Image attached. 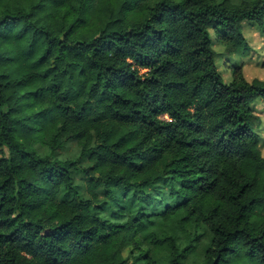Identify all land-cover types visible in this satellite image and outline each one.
I'll use <instances>...</instances> for the list:
<instances>
[{
	"label": "trees",
	"instance_id": "1",
	"mask_svg": "<svg viewBox=\"0 0 264 264\" xmlns=\"http://www.w3.org/2000/svg\"><path fill=\"white\" fill-rule=\"evenodd\" d=\"M246 22L264 0H0V264H264V81L212 40L248 56ZM70 140L85 169L37 148Z\"/></svg>",
	"mask_w": 264,
	"mask_h": 264
},
{
	"label": "rangeland",
	"instance_id": "2",
	"mask_svg": "<svg viewBox=\"0 0 264 264\" xmlns=\"http://www.w3.org/2000/svg\"><path fill=\"white\" fill-rule=\"evenodd\" d=\"M223 1V0H219ZM233 4H240L243 1L251 0H228ZM244 33L250 47L249 55L241 57L237 55L228 56L225 53L224 43L213 36V48L216 52V62L219 72L225 83H231L237 74H242L249 82L254 80L264 81V31H262L257 25L251 23L243 24ZM254 113L260 117L262 124L257 130L260 136V149L264 156V101L258 100L253 104ZM40 154L44 156H51L52 158H59L63 161H75L78 163V167L82 170L90 165L88 157H84L81 154V149L75 140H70L66 146L55 153H52L46 147H37ZM77 171L74 178V188L72 190H64L61 198L76 197L79 199H91L89 193L90 179L82 173ZM101 198L105 195V190L101 188L98 191ZM126 257L130 258L129 253H126Z\"/></svg>",
	"mask_w": 264,
	"mask_h": 264
}]
</instances>
